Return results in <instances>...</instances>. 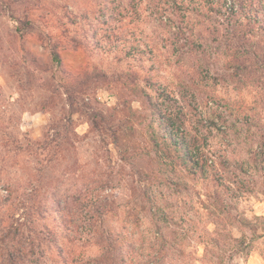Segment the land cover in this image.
Returning a JSON list of instances; mask_svg holds the SVG:
<instances>
[{"label":"rangeland","instance_id":"obj_1","mask_svg":"<svg viewBox=\"0 0 264 264\" xmlns=\"http://www.w3.org/2000/svg\"><path fill=\"white\" fill-rule=\"evenodd\" d=\"M224 10L0 0V184L65 220L70 258L37 264H264V35ZM26 18L46 39L16 32Z\"/></svg>","mask_w":264,"mask_h":264},{"label":"trees","instance_id":"obj_2","mask_svg":"<svg viewBox=\"0 0 264 264\" xmlns=\"http://www.w3.org/2000/svg\"><path fill=\"white\" fill-rule=\"evenodd\" d=\"M104 1L114 2L116 0ZM172 1L177 6L186 4L194 6L198 2L214 4L217 11H219L217 13L220 14L222 12L220 9L224 8V15L231 14V21L234 23V25L232 24L233 28H236L241 22L246 20V30H240L239 33L247 35L250 32L256 31L264 35V0ZM229 1L231 2L230 5H228ZM18 20H20V25L16 27V32L21 35L37 33L41 40L46 39L44 32L41 31L40 27L32 19ZM121 43L123 42L119 40V42H116V45H120ZM49 47L53 62L56 66H62L64 62L63 52L66 50L65 46L49 42ZM77 47L75 45L73 49L76 50ZM134 48L138 50L140 47L135 45ZM148 73L151 74V72L147 71V75ZM153 85H156L155 81ZM164 91L161 90L160 93ZM161 96L166 103L172 101V96L167 91ZM181 116L183 118L178 119L176 132L179 133L182 130V136L185 138V121H187V116L185 113H182ZM171 134L172 136L170 139L167 138V140H175L176 134L174 132ZM190 143L181 142L178 143V146L190 150V157L187 161L191 163L190 170L196 174L198 170L202 172L204 166L200 162L201 154L199 149H195ZM3 190L5 193L2 192ZM19 192L20 190H18L16 183L5 181L3 185L0 184V264H37L36 258L46 253H51L54 258H62L63 260L61 261L67 262L70 257L66 255L65 247L61 241L65 237L64 229L62 228L65 224L64 218L57 220L58 226H52L47 221L48 217L44 215L37 200L31 197L20 198ZM106 231L109 238L106 251L113 253L116 250V242L121 244L126 243L127 238L121 233L112 228H108Z\"/></svg>","mask_w":264,"mask_h":264}]
</instances>
